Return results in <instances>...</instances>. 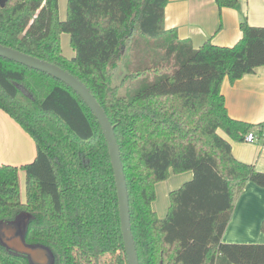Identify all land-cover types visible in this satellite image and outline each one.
<instances>
[{"label":"trees","instance_id":"1","mask_svg":"<svg viewBox=\"0 0 264 264\" xmlns=\"http://www.w3.org/2000/svg\"><path fill=\"white\" fill-rule=\"evenodd\" d=\"M168 1L70 0L63 26L59 0H9L0 6V45L69 72L98 100L120 147L139 264H264V244L222 241L240 194L250 182L264 188V172L238 161L219 132L244 142L252 129L229 116L221 86L264 66V27L244 21L234 46L194 48L166 28ZM215 2L220 9L239 4ZM67 28L75 60L60 51ZM88 74L104 87L102 99ZM0 109L37 153L22 167L0 165V224L27 217L25 244L46 249L51 264H128L109 149L80 96L0 57ZM188 171L193 178L170 193L168 213L158 217L156 184ZM0 264L34 263L0 238Z\"/></svg>","mask_w":264,"mask_h":264},{"label":"crops","instance_id":"2","mask_svg":"<svg viewBox=\"0 0 264 264\" xmlns=\"http://www.w3.org/2000/svg\"><path fill=\"white\" fill-rule=\"evenodd\" d=\"M264 27V0H239L236 8L220 9L215 0H169L165 11V26L175 29L180 39L191 40L194 48L206 42L222 47H232L241 38V22ZM71 28L62 30V36L71 38L77 51ZM78 52V51H77ZM221 92L231 118L252 125V131L264 129V66L254 73L244 75L231 83L225 77ZM232 145L234 157L264 172V139L255 143L232 140L219 131ZM36 145L22 127L0 109V165L22 167L34 161ZM193 178L191 171L175 174L155 186L156 199L152 208L160 218H165L170 207V193ZM21 195L26 174L19 172ZM163 195L158 199L157 190ZM24 200V199H23ZM167 201V202H166ZM264 222V188L248 183L240 194L225 230L222 241L235 244H264L261 225Z\"/></svg>","mask_w":264,"mask_h":264},{"label":"water","instance_id":"3","mask_svg":"<svg viewBox=\"0 0 264 264\" xmlns=\"http://www.w3.org/2000/svg\"><path fill=\"white\" fill-rule=\"evenodd\" d=\"M8 1L9 0H0V6L4 8ZM0 57L46 73L49 76L63 82L76 92L92 111L102 129L109 149L110 159L116 180L121 229L127 263L139 264V258L131 227L129 195L121 159L120 147L117 142L115 128L112 126L109 118L96 97L81 80L54 64L2 45H0ZM120 67L122 68L121 65ZM27 221V217H23V219L19 218L14 223H1L0 238L2 243L13 251L29 255L34 264H51L52 256L46 249L41 247L31 248L25 244L24 233Z\"/></svg>","mask_w":264,"mask_h":264},{"label":"rangeland","instance_id":"4","mask_svg":"<svg viewBox=\"0 0 264 264\" xmlns=\"http://www.w3.org/2000/svg\"><path fill=\"white\" fill-rule=\"evenodd\" d=\"M69 1L70 0H59V10H58V13H59V21H60V24L63 25V26L67 24V22L69 20V17H70V10H69L70 3H69ZM59 47H60L61 53L64 56H66L67 58L72 59V60L77 59V55H78L77 54V51L71 45V38L69 39V36H66V35H63L62 36V34H61ZM108 70L111 71L112 70V66H108ZM121 70H122V68L120 67V65H118V68L112 71L113 73H115L114 74L115 75V80L113 79L114 84H116V83L119 82V79L120 78H119V76H117V74H121L120 73ZM88 77L91 78V75L88 74ZM91 80H92L91 83L95 87V89H96L99 97L102 99L103 98L104 87H101L97 83V81L95 79L91 78ZM30 138H32V137L30 136ZM22 191H23L22 192V200L23 199L25 200V187L23 188ZM157 193H158V199L157 200H162L163 195H162L161 190L158 189L157 190Z\"/></svg>","mask_w":264,"mask_h":264},{"label":"built area","instance_id":"5","mask_svg":"<svg viewBox=\"0 0 264 264\" xmlns=\"http://www.w3.org/2000/svg\"><path fill=\"white\" fill-rule=\"evenodd\" d=\"M243 139L246 143H255L259 139H264V129L258 132L251 130L246 135H244Z\"/></svg>","mask_w":264,"mask_h":264}]
</instances>
